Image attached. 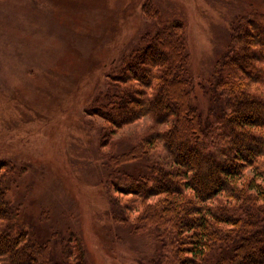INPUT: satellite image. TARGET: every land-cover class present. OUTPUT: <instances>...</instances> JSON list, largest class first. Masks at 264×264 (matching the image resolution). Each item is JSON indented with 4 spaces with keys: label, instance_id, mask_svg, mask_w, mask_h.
Returning a JSON list of instances; mask_svg holds the SVG:
<instances>
[{
    "label": "trees",
    "instance_id": "1",
    "mask_svg": "<svg viewBox=\"0 0 264 264\" xmlns=\"http://www.w3.org/2000/svg\"><path fill=\"white\" fill-rule=\"evenodd\" d=\"M152 32L107 75L86 109L102 147L149 118L148 131L106 155L105 218L145 241L146 264H264V14L237 17L196 105L186 21L144 7ZM167 154L159 157L158 147ZM141 163L143 172L122 168ZM19 168L0 161V264H89L76 234L40 238L11 195ZM23 171V170H22Z\"/></svg>",
    "mask_w": 264,
    "mask_h": 264
},
{
    "label": "rangeland",
    "instance_id": "2",
    "mask_svg": "<svg viewBox=\"0 0 264 264\" xmlns=\"http://www.w3.org/2000/svg\"><path fill=\"white\" fill-rule=\"evenodd\" d=\"M149 2L186 21L194 100L206 116L201 84L228 46L232 23L264 14V0H0V161L20 169L11 195L40 238L78 235L89 264H146L145 241L105 218L102 186L106 155L114 147L123 152L151 122L125 128L113 148H103L104 121L86 109L111 70L152 32ZM155 154L167 157L161 146ZM122 169L135 175L144 167Z\"/></svg>",
    "mask_w": 264,
    "mask_h": 264
}]
</instances>
